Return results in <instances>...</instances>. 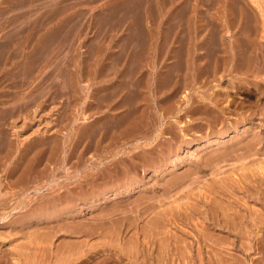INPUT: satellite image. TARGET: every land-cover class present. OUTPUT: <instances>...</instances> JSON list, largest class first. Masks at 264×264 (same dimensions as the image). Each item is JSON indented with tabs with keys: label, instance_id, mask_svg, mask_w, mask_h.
I'll return each mask as SVG.
<instances>
[{
	"label": "rangeland",
	"instance_id": "374dc122",
	"mask_svg": "<svg viewBox=\"0 0 264 264\" xmlns=\"http://www.w3.org/2000/svg\"><path fill=\"white\" fill-rule=\"evenodd\" d=\"M263 19L264 0H0V264H125L126 245L151 262L226 264L255 254L251 264H264V234L209 226L237 199L216 189L214 176L264 178ZM215 138L221 143L195 147ZM210 185L218 192L206 198ZM47 205L61 213L38 220ZM136 232L144 244L132 243ZM184 244L186 262L175 254Z\"/></svg>",
	"mask_w": 264,
	"mask_h": 264
},
{
	"label": "bare ground",
	"instance_id": "6f19581e",
	"mask_svg": "<svg viewBox=\"0 0 264 264\" xmlns=\"http://www.w3.org/2000/svg\"><path fill=\"white\" fill-rule=\"evenodd\" d=\"M3 1V0H2ZM8 2V1H7ZM258 5V4H257ZM260 6V5H259ZM259 8V7H258ZM260 8H261V6H260ZM260 10H262V8L260 9ZM144 14V13H143ZM155 14V13H154ZM261 16H263V15H261ZM11 19V18H10ZM154 19L156 20V18L154 17ZM264 20V19H263ZM154 22H156V21H154ZM263 22V26H261V29L264 31V28H262V27H264V21H261V23ZM155 24V23H154ZM260 25V24H259ZM249 26H251V25H249ZM246 27V26H245ZM245 27H243V28H245ZM252 27V26H251ZM146 28V27H145ZM157 28V27H156ZM250 28V27H249ZM254 28V27H253ZM11 29V28H10ZM14 29H17V28H14ZM19 29V28H18ZM18 29H17V31H16V33L18 32ZM242 29V28H241ZM260 29V30H261ZM140 30H141V28H140ZM250 30V29H249ZM248 30V31H249ZM259 30V29H258ZM259 30V31H260ZM8 31V30H7ZM146 31V30H145ZM262 31V32H263ZM15 31L13 30V33H14ZM54 32V31H53ZM52 32V33H53ZM244 32V31H243ZM261 32V31H260ZM22 33V32H21ZM145 33V32H144ZM148 33H150V32H148ZM251 33V32H250ZM152 34V33H151ZM252 34V33H251ZM8 35H11V34H9L8 33ZM237 35V34H236ZM264 35V34H263ZM50 36V35H49ZM143 36V35H142ZM148 36V35H147ZM244 36V35H243ZM255 36V35H254ZM10 40H11V38H10ZM146 40V39H145ZM148 40V39H147ZM157 40V39H156ZM246 40H248V39H246ZM238 41V40H237ZM11 42H12V40H11ZM249 42V41H248ZM257 42V41H256ZM143 43V42H142ZM255 43V42H254ZM14 44V43H13ZM43 44H44V42H43ZM42 44V45H43ZM45 44H46V42H45ZM137 44V43H136ZM248 44V43H247ZM12 45V44H11ZM134 45V44H133ZM138 45V44H137ZM136 45V46H137ZM145 45H146V43H145ZM260 46L262 45V44H259ZM2 46V45H1ZM0 46V47H1ZM9 46H10V44H9ZM27 46V45H26ZM25 46V47H26ZM186 46V45H185ZM251 46V45H250ZM4 47V46H3ZM162 47V46H161ZM242 47H243V45H242ZM245 47H246V45H245ZM244 47V48H245ZM30 48V47H29ZM34 48H35V46H34ZM136 48V47H135ZM146 48V47H145ZM251 48V47H250ZM44 49V48H43ZM42 49V50H43ZM262 49V48H261ZM5 50V49H4ZM20 50V49H19ZM41 50V51H42ZM185 50V49H184ZM244 50V49H243ZM263 50V49H262ZM6 51V50H5ZM39 51V50H38ZM147 51V50H146ZM146 51H144V52H146ZM264 51V50H263ZM7 52V51H6ZM154 52V51H153ZM5 53V52H4ZM38 53V52H37ZM141 53H142V51H141ZM13 54V53H12ZM11 54V55H12ZM34 54V53H33ZM40 54H42L43 55V52H41ZM261 54V53H260ZM3 55V54H2ZM17 55H18V53H17ZM17 55H15V60H17V58L19 57V56H17ZM27 55V54H26ZM32 55V54H31ZM179 55V54H178ZM253 55V54H252ZM259 55V54H258ZM257 55V56H258ZM264 55V54H263ZM5 56V55H4ZM16 56H17V58H16ZM40 56V55H39ZM256 56V55H255ZM0 57H2V56H0ZM7 57V56H6ZM6 57L4 58V59H6ZM13 57V56H12ZM141 57V56H140ZM159 57V56H158ZM245 57V56H244ZM250 57V56H249ZM14 58V57H13ZM30 58V57H29ZM31 58H33V57H31ZM153 58H154V56H153ZM2 59V58H1ZM3 59V60H4ZM43 59V58H42ZM51 59V58H50ZM133 59V58H132ZM138 59V58H137ZM146 59V58H145ZM252 59V58H251ZM260 59V58H259ZM11 60V59H10ZM14 60V59H13ZM32 60V59H31ZM38 60V59H37ZM36 60V61H37ZM41 60V59H40ZM140 60V59H139ZM245 60H246V58H245ZM261 60V59H260ZM2 61V60H1ZM0 61V62H1ZM5 61V60H4ZM7 61V60H6ZM122 61V60H121ZM133 61V60H132ZM3 62V61H2ZM8 62H10V61H8ZM18 62V61H17ZM16 62V63H17ZM35 62V61H34ZM45 62V61H44ZM47 62V61H46ZM67 62V61H66ZM10 63H12V62H10ZM9 63V65H11ZM27 63V62H26ZM37 63V62H36ZM69 63V62H68ZM259 63V62H258ZM0 64H2V63H0ZM20 64V63H19ZM30 64H34V63H30ZM39 64V63H38ZM43 64V63H42ZM47 64V63H46ZM72 64V63H71ZM131 64V63H130ZM244 64V63H243ZM251 64V63H250ZM6 65H8V63L6 64ZM13 65V64H12ZM11 65V66H12ZM68 65V64H67ZM67 65H66V67H67ZM70 65V64H69ZM133 65H136V63L135 64H133ZM158 65V64H157ZM260 65H261V63H260ZM33 66V65H32ZM7 67V66H6ZM6 67H4V68H6ZM13 67H15V65L13 66ZM18 67H19V65H18ZM21 67V66H20ZM19 67V68H20ZM35 67V66H34ZM138 67V66H137ZM250 67V66H249ZM263 67H264V64H263ZM262 67V68H263ZM3 68V67H2ZM28 68H31L30 66L28 67ZM33 68V67H32ZM31 68V69H32ZM42 68V67H41ZM260 68V67H259ZM258 68V69H259ZM26 68H24V70H25ZM30 69V70H31ZM34 69H36V68H34ZM38 69H39V67H38ZM37 69V70H38ZM245 69V68H244ZM244 69H242V70H244ZM247 69V68H246ZM245 69V70H246ZM12 70V69H11ZM27 70V69H26ZM46 70V69H45ZM55 70V69H54ZM64 70V69H63ZM129 70V69H128ZM127 70V71H128ZM253 70V69H252ZM13 71V70H12ZM33 71V70H32ZM48 71V70H47ZM46 71V72H47ZM52 71V70H51ZM127 71H126V73H127ZM134 71V70H133ZM236 71V70H235ZM261 71V70H260ZM16 72V71H15ZM27 72V71H26ZM42 72V71H41ZM129 72H131V71H129ZM225 72V71H224ZM250 72H251V70H250ZM250 72H248V73H250ZM10 73V72H9ZM12 73V72H11ZM18 73V72H17ZM16 73V74H17ZM20 73V72H19ZM23 73H25V71L23 72ZM33 73V72H32ZM51 73V72H50ZM135 73V72H134ZM256 73H258V72H256ZM5 74V73H4ZM13 74V73H12ZM30 74V73H29ZM48 74H49V72H48ZM69 74V73H68ZM6 75V74H5ZM4 75V76H5ZM11 75V74H10ZM10 75L8 76V77H10ZM128 75H129V73H128ZM226 75V74H225ZM33 76V75H32ZM31 76V77H32ZM143 76V75H142ZM20 77V75L18 76V78ZM122 77V76H121ZM124 77H125V75H124ZM254 77V76H253ZM24 78H25V76H24ZM47 78V77H46ZM132 78V77H131ZM130 78V79H131ZM215 78V77H214ZM21 79V78H20ZM126 79H128V78H125L124 79V81L126 80ZM239 79V78H238ZM15 80H17V79H15ZM26 80V79H25ZM49 80V79H48ZM122 80V79H121ZM142 80V79H141ZM203 80V79H202ZM213 80V79H212ZM214 80H216V79H214ZM3 81V80H2ZM45 81V80H44ZM56 82V80H53V82ZM127 81V80H126ZM140 81V80H139ZM243 81V80H242ZM30 81H28V83H29ZM71 82H72V80H71ZM120 82H122V81H120ZM136 82V81H135ZM138 82V81H137ZM136 82V83H137ZM15 83V82H14ZM18 83V82H17ZM38 83V82H37ZM125 83V82H124ZM127 83V82H126ZM251 83V82H250ZM34 84V83H33ZM43 84H44V82H43ZM49 84V83H48ZM47 84V85H48ZM53 84V83H52ZM51 84V85H52ZM55 84H57V83H55ZM163 84H164V82H163ZM30 85V84H29ZM119 85V84H118ZM124 85V84H123ZM137 85V84H136ZM262 85V84H261ZM13 86V85H12ZM31 86H32V84H31ZM35 86V85H34ZM38 86V85H37ZM46 86V85H45ZM49 86H50V84H49ZM54 86V85H53ZM62 86V85H61ZM135 86V85H134ZM142 86V85H141ZM163 86V85H162ZM40 87V86H39ZM43 87V86H42ZM137 87V86H136ZM34 88V87H33ZM47 88V87H46ZM62 88V87H61ZM111 88V87H110ZM109 88V89H110ZM121 88V87H120ZM28 89V88H27ZM30 89V88H29ZM36 89V88H35ZM155 89V88H154ZM153 89V90H154ZM37 90V89H36ZM42 90H44V89H42ZM100 90H101V88H100ZM108 90V89H107ZM130 90V89H129ZM218 90V89H217ZM21 91V90H20ZM20 91H19V94H20ZM37 91H39V90H37ZM37 91H35V92H37ZM116 91V90H115ZM134 91V90H133ZM160 91V90H159ZM256 91V90H255ZM22 92V91H21ZM27 92V91H26ZM32 92V91H31ZM39 92H41V91H39ZM44 92V91H43ZM56 92V91H55ZM66 92V91H65ZM138 92V91H137ZM214 92V91H213ZM4 93V92H3ZM34 93V92H33ZM62 93V92H61ZM110 93V92H109ZM128 93V92H127ZM135 93V92H134ZM133 93V94H134ZM144 93V92H143ZM18 94V95H19ZM31 94V93H30ZM36 94V93H35ZM40 93H38V95H39ZM76 94V93H75ZM133 94H131V95H133ZM154 94V93H153ZM216 95L218 94V92H216L215 93ZM251 94V93H250ZM10 95V94H9ZM20 95H22V94H20ZM24 95V94H23ZM22 95V96H23ZM26 95V94H25ZM33 95V94H32ZM43 95V94H42ZM139 95V94H138ZM219 95V94H218ZM221 95V94H220ZM8 96V95H7ZM27 96H29V95H27ZM35 96V95H34ZM41 96V95H40ZM54 96V95H53ZM57 96V95H56ZM55 96V97H56ZM61 96V95H60ZM156 96V95H155ZM186 96V95H185ZM208 96V95H207ZM222 96V95H221ZM9 97V96H8ZM32 97V96H31ZM43 97V96H42ZM192 97V96H191ZM219 96H217V98H218ZM231 97V96H230ZM35 98V97H34ZM40 98V97H39ZM100 98V97H99ZM130 98V97H129ZM135 98H138V96H136ZM141 98V97H140ZM150 98V97H149ZM193 98V97H192ZM200 98V97H199ZM232 98V97H231ZM127 99V98H126ZM215 99V98H214ZM110 100V99H109ZM123 100V99H122ZM225 100V99H224ZM2 101H3V99H2ZM24 101V100H23ZM87 101V100H86ZM133 101V100H132ZM148 101V100H147ZM222 101V100H221ZM159 102V101H158ZM204 102H206V101H204ZM21 103V102H20ZM23 103V102H22ZM28 103V102H27ZM121 103V102H120ZM129 103V102H128ZM133 103H134V101H133ZM191 103H194L193 102V99H192V102ZM196 103V102H195ZM18 104V103H17ZM25 105H26V103H24ZM171 104V103H170ZM216 104V103H215ZM20 105V104H19ZM29 105V104H28ZM120 105V104H119ZM172 105V104H171ZM220 105V104H219ZM99 106H100V104H99ZM142 106V105H141ZM166 106V105H165ZM15 107V106H14ZM77 107V106H76ZM79 107V106H78ZM194 107V106H193ZM196 107V106H195ZM197 107H198V105H197ZM201 107V106H200ZM17 108V107H16ZM82 108V107H81ZM117 108V107H116ZM130 108V107H129ZM191 108V107H190ZM199 108V107H198ZM220 108H221V106H220ZM78 109V108H77ZM111 109V108H110ZM133 109V108H132ZM137 109V108H136ZM192 109H194V108H192ZM196 109V108H195ZM212 110H215L213 107L211 108ZM203 110V109H202ZM201 110V111H202ZM208 110V109H207ZM76 111H78V110H76ZM82 111V110H81ZM169 111V110H168ZM187 111V110H186ZM189 111V110H188ZM194 111V110H193ZM215 111H217V109L215 110ZM229 111V110H228ZM134 112V111H133ZM170 112V111H169ZM173 112V111H172ZM184 112V111H183ZM191 112H192V110H191ZM195 112V111H194ZM193 112V114H196V113H194ZM214 112V111H213ZM248 112V111H247ZM89 113V112H88ZM199 113H200V110H199ZM201 113H205V112H201ZM71 114V113H70ZM76 114V113H75ZM127 114V113H126ZM132 114V113H131ZM77 115V114H76ZM213 115H215V114H213ZM84 116V115H83ZM186 116V115H185ZM195 116V115H194ZM223 115H221V117H222ZM135 117V116H134ZM133 116H132V118H134ZM152 117V116H151ZM150 117V118H151ZM161 117V116H160ZM188 117H189V115H188ZM211 117H213L212 115H211ZM221 117H220V119H221ZM84 118V117H83ZM154 118V117H153ZM191 118H192V116H191ZM190 118V119H191ZM214 118H215V116H214ZM136 119V118H135ZM217 119V118H216ZM74 120H75V118H74ZM137 120V119H136ZM157 120V119H156ZM214 120V119H213ZM130 121V120H129ZM234 121V120H233ZM131 122V121H130ZM141 122V121H140ZM150 122V121H149ZM148 122V123H149ZM143 123V122H142ZM145 123V122H144ZM219 123V122H218ZM222 123V122H221ZM139 124V123H138ZM181 124H182V122H181ZM232 124V123H231ZM149 125H150V123H149ZM139 127V126H138ZM137 127V128H138ZM151 127H152V125H151ZM233 128H232V130L228 133V135L230 136V139H232V144H234V142L235 143H237L236 142V137H237V135L238 134H235V132H236V129H237V126H232ZM76 128V127H75ZM74 128V129H75ZM150 128V127H149ZM190 128V127H189ZM73 129V128H72ZM142 129V128H141ZM185 129V128H184ZM218 129H219V127H218ZM135 131H136V129H135ZM165 131V130H164ZM189 131V130H188ZM145 133V132H144ZM149 133V132H148ZM199 133V132H198ZM141 134V133H140ZM143 134V133H142ZM173 134V133H172ZM136 135V134H135ZM176 135V134H175ZM72 136V135H71ZM107 136V135H106ZM134 136V135H133ZM73 137H74V135H73ZM85 137V136H84ZM139 137V136H138ZM135 138H136V136H135ZM177 138V137H176ZM199 138V137H198ZM94 141V140H93ZM105 141V140H104ZM186 141V140H185ZM238 141H239V139H238ZM187 142V144H189V141H186ZM212 142V144H220L221 143V140H218L217 138H215V139H213V140H211V141H208V140H202V141H197V142H195L194 144H195V147L196 148H201V147H203V146H206V144L207 143H211ZM193 143V142H192ZM222 145V144H221ZM2 146V145H1ZM90 146V145H89ZM220 147V146H219ZM0 148H2V147H0ZM5 148V147H4ZM69 148V147H68ZM12 149V148H11ZM245 150V149H244ZM244 150H243V152H244ZM259 150V149H258ZM1 151V150H0ZM235 152V151H234ZM241 153V151H238V153ZM255 152H257V151H255ZM252 153V152H251ZM258 153V152H257ZM62 154V153H61ZM243 154V153H242ZM229 155V154H228ZM245 155V154H244ZM251 155V154H250ZM27 156V155H26ZM142 156V155H141ZM249 156V155H248ZM135 157V156H134ZM244 157V156H243ZM245 157H247V156H245ZM54 158V157H53ZM121 158V157H120ZM119 158V159H120ZM141 158V157H140ZM226 158V157H225ZM224 158V159H225ZM235 158H236V156H235ZM253 158V157H252ZM223 159V158H222ZM256 159V158H255ZM254 158H253V161L255 160ZM113 160V159H112ZM158 160V159H157ZM243 160V159H242ZM248 160H250V159H248ZM122 161V160H121ZM156 161V160H155ZM251 161V160H250ZM125 162V161H124ZM123 162V163H124ZM217 162V161H216ZM260 162V161H259ZM31 163V162H30ZM218 163V162H217ZM245 163V162H244ZM250 163V162H249ZM110 164V163H109ZM256 164V163H255ZM147 165V164H146ZM246 165V164H245ZM254 165V164H253ZM256 165H258V164H256ZM259 165H261V164H259ZM114 166V165H113ZM249 166V165H248ZM52 167V166H51ZM107 167V166H106ZM152 167V166H151ZM242 167H244V166H242ZM250 167V166H249ZM261 167V166H260ZM55 168V167H54ZM105 168V167H104ZM108 168V167H107ZM160 168V167H159ZM234 168V167H233ZM232 168V169H233ZM237 168V167H236ZM103 169V168H102ZM101 169V170H102ZM116 169H117V167H116ZM155 169V168H154ZM244 169H246V167H244ZM258 169H259V167H258ZM18 170V169H17ZM228 170V169H227ZM241 170V169H240ZM251 170V169H250ZM253 170V169H252ZM262 170V169H261ZM7 171V170H6ZM9 171V170H8ZM116 171V170H115ZM114 171V172H115ZM165 171V170H164ZM212 171V170H211ZM230 171H231V169H230ZM239 171V170H238ZM5 172V171H4ZM104 172V171H103ZM111 172H112V170H111ZM125 172V171H124ZM128 172V171H127ZM184 172V171H183ZM195 172V171H194ZM214 172H215V170H214ZM214 172H212V174L214 173ZM217 172H219V171H217ZM223 172H225V171H223ZM222 172V173H223ZM257 172V171H256ZM255 172V173H256ZM261 172H263V170L262 171H260V173ZM15 173V172H14ZM32 173V172H31ZM91 173H93V172H91ZM98 173H101V172H98ZM105 173V172H104ZM117 173V172H116ZM191 173V172H190ZM21 174H23V172L21 173ZM87 174H89V173H87ZM86 174V175H87ZM96 174H97V171H96ZM103 174V173H102ZM225 174V173H224ZM12 175V174H11ZM46 175V174H45ZM44 175V176H45ZM90 175V174H89ZM98 175V174H97ZM105 175V174H104ZM194 175V174H193ZM195 175H197V174H195ZM202 175V174H201ZM222 175V174H221ZM240 175V174H239ZM17 176V175H16ZM15 176V177H16ZM31 176H33V175H31ZM48 176V175H47ZM121 176V175H120ZM187 176V175H186ZM198 176V175H197ZM196 176V177H197ZM253 176V175H252ZM35 177V176H34ZM39 177V176H38ZM101 177V176H100ZM240 177V176H239ZM255 177H256V175H255ZM11 178V177H10ZM17 178V177H16ZM33 178V177H32ZM97 178V177H96ZM102 178V177H101ZM133 178V177H132ZM184 178V177H183ZM214 178H215V180L213 181V182H216L215 184V188L216 189H220V190H222V193L223 194H225L226 196H228V197H232V196H235L237 199H234L231 203H227V206L225 207V206H222V209L220 208V210H219V213H220V215H218L217 217H210L209 219L211 220V222H210V224H209V226H212V227H220L219 228V230L220 231H222V232H241V236H242V238L243 237H247V234L249 233V234H251L250 232H252L253 234H254V236H255V239H257V238H260L259 236H263V234H264V188H263V186H264V178L263 177H260V178H257V180H255V179H252V177L251 176H247L246 178L247 179H249L250 180V183H243V180H242V177L241 178H234V177H232V176H224L223 177V179H222V181L221 182H218L217 180H216V176H214ZM220 178V177H219ZM83 179V178H82ZM91 179V178H90ZM100 179V178H99ZM107 179V178H106ZM109 179V178H108ZM23 180H25V179H23ZM92 180H94V179H92ZM91 180V181H92ZM96 180V179H95ZM110 180V179H109ZM131 180V179H130ZM19 181V180H18ZM21 181V180H20ZM128 181V180H127ZM199 181H201V180H199ZM31 182H33V181H31ZM92 182H94V181H92ZM98 182V181H97ZM105 182H106V180H105ZM108 182H110V181H108ZM134 181H131V183H133ZM177 182V181H176ZM180 182V181H179ZM195 182V181H194ZM203 183H204V181H202ZM10 183V182H9ZM55 183V182H54ZM178 183V182H177ZM181 183V182H180ZM185 183V182H184ZM187 183V182H186ZM191 183V182H190ZM252 183V184H251ZM255 183H256V185H255ZM35 184V183H34ZM34 184H32V185H34ZM83 184V183H82ZM98 184V183H97ZM127 184V183H126ZM173 184H175V182L173 183ZM195 184V183H194ZM2 185V184H1ZM31 185V186H32ZM96 185V184H95ZM172 185V184H171ZM177 185V187L179 186V184H176ZM193 185V184H192ZM201 185V184H200ZM199 185V186H200ZM68 186V185H67ZM138 186V185H137ZM172 186H174V185H172ZM183 186V184H181V187ZM2 187V186H1ZM7 187H8V185H7ZM104 187V186H103ZM102 187V188H103ZM187 187V186H186ZM83 188H84V186H83ZM212 188L214 189V187L212 186V185H210V187L209 188H205V190L208 192V194L206 195V198H209L210 197V195H209V193L211 194L212 192H218V191H215V190H212ZM31 189V188H30ZM72 189V188H71ZM133 189V188H132ZM186 189V188H185ZM195 189H197V188H195ZM76 190V189H75ZM187 190V189H186ZM185 190V191H186ZM200 190V189H199ZM202 190H204V189H202ZM18 191V190H17ZM20 191H22V190H20ZM24 191V190H23ZM73 192V191H72ZM86 192V191H85ZM122 192H124V191H122ZM191 192V191H190ZM241 193V194H243L241 197H240V195H239V197L237 196L238 194L237 193ZM19 193V192H18ZM64 193V192H63ZM152 193V192H151ZM183 193V192H182ZM186 193V192H185ZM192 193V192H191ZM16 194V193H15ZM179 194V193H178ZM200 194H201V192H200ZM218 194H220V193H218ZM237 194V195H236ZM63 195V194H62ZM66 195V194H65ZM185 195V194H184ZM198 195V194H197ZM61 196V194H59V197ZM167 196V195H166ZM176 196V195H175ZM191 196V195H190ZM62 197V196H61ZM82 197V196H81ZM109 197V196H108ZM197 197V196H196ZM200 197H201V195H200ZM220 197V196H219ZM234 197V198H235ZM107 198V197H106ZM113 198V197H112ZM153 198V197H152ZM179 198V197H178ZM203 198V197H202ZM217 198V197H216ZM247 198H250V199H252V200H257V199H259V203H260V205H261V209H259V208H256V207H254V205L253 204H251V205H248L249 204V202L247 201L248 199ZM156 199V198H155ZM220 199V198H219ZM32 200V199H31ZM85 200V199H84ZM143 200V199H142ZM167 200H169V199H167ZM171 200V199H170ZM176 200V199H175ZM203 200V199H202ZM223 200V199H222ZM38 201V200H37ZM93 201V200H92ZM146 201V200H145ZM155 201V200H154ZM177 201V200H176ZM188 201V200H187ZM215 201V200H214ZM218 201V200H217ZM227 201V200H226ZM136 202V201H135ZM201 202V201H200ZM37 203V202H36ZM134 203V202H133ZM138 203V202H137ZM171 203V202H170ZM177 203H179V201H177ZM185 203H188V202H185ZM126 204V203H125ZM169 204V203H168ZM175 204V203H174ZM181 204V203H180ZM206 204V203H205ZM207 204H208V201H207ZM217 204V203H216ZM26 205V204H25ZM90 205V204H89ZM95 205V204H94ZM137 205V204H136ZM150 205V204H149ZM178 205V204H177ZM202 205V204H201ZM253 205V206H252ZM114 206V205H113ZM123 206V205H122ZM121 206V207H122ZM134 206V205H133ZM138 206H139V203H138ZM173 206V205H172ZM187 206V205H186ZM199 206V205H198ZM203 206V205H202ZM89 207V206H88ZM91 207V206H90ZM115 207V206H114ZM127 207V206H126ZM148 207H150V206H148L147 205V210H148ZM181 207V206H180ZM205 207V206H204ZM218 207V206H217ZM137 208V207H136ZM146 208V207H145ZM176 208H178V206L176 207ZM201 208V207H200ZM40 209H42L38 214L36 213L35 214V216L38 218V220H43V222H44V220H46V217H50V218H53V216H56V215H58V214H60L61 212L59 211V210H57V209H55V207H54V205H47L46 207H43V208H40ZM119 209V208H118ZM117 209V210H118ZM127 209V208H126ZM134 209V208H133ZM149 209H151V207L149 208ZM165 209V208H164ZM190 209H191V207H190ZM209 209H211V207L209 208ZM73 210V209H72ZM105 210H107V209H105ZM115 210V209H114ZM140 210V209H139ZM144 210V209H143ZM179 210H181V208L179 209ZM194 211H195V209H193ZM202 210V209H201ZM102 211H104V210H102ZM141 211V210H140ZM171 211V210H170ZM169 211V212H170ZM185 211H186V209H185ZM184 211V212H185ZM194 211H193V213H194ZM199 211V210H198ZM160 213H164V214H166L165 213V210H164V212H163V209L161 210V211H159ZM203 212V211H202ZM93 213H95V212H93ZM97 213V212H96ZM109 213V212H108ZM171 214H173V211L172 212H170ZM192 213V212H191ZM199 213V212H198ZM22 214V213H21ZM103 214V213H102ZM112 214V213H111ZM143 214H145V213H143ZM167 214H169V213H167ZM189 213H187V215H188ZM204 214V213H203ZM202 214V216H205V215H203ZM160 215V214H159ZM180 215V214H179ZM178 215V216H179ZM183 215H185V214H183ZM190 215V214H189ZM74 216V215H73ZM119 216V215H118ZM131 216V215H130ZM174 216H175V214H174ZM181 216V215H180ZM186 216V215H185ZM184 216V217H185ZM95 217H96V215H95ZM107 217V216H106ZM111 217V216H110ZM113 217H115V216H113ZM139 217V216H138ZM176 217V216H175ZM31 218V217H30ZM45 218V219H44ZM69 218V217H68ZM125 218V217H124ZM136 218V217H135ZM147 218H148V215H147ZM182 218V217H181ZM206 218V217H205ZM148 219H150V218H148ZM172 219H173V217H172ZM171 219V220H172ZM176 219H178V218H176ZM189 219V218H188ZM187 219V220H188ZM203 219V218H202ZM50 220H52V219H50ZM132 220V219H131ZM137 220V219H136ZM139 220V219H138ZM158 219H154V221L153 220H151V222H152V224H153V222H155V221H157ZM163 220V219H162ZM170 219H168V221H169ZM182 220V219H181ZM47 221V220H46ZM56 221V220H55ZM175 221V220H174ZM177 221V220H176ZM192 221V220H191ZM104 222H105V220H104ZM114 222V221H113ZM130 222V221H129ZM147 222V221H146ZM95 223V222H94ZM108 223V222H107ZM115 223V222H114ZM101 224V223H100ZM132 224V223H131ZM130 224V225H131ZM162 224V223H161ZM181 224V223H180ZM99 225V224H98ZM138 225V224H137ZM196 225H198V224H196ZM207 225V224H206ZM61 226V225H60ZM64 227V226H63ZM114 227V226H113ZM154 227V226H153ZM168 227V226H167ZM180 227V226H179ZM183 227V226H182ZM206 227H208V225L206 226ZM116 228V227H115ZM142 228V227H141ZM134 230H136V229H134ZM141 230V229H140ZM146 230V229H145ZM153 231H155V230H153ZM190 231V230H189ZM65 232V231H64ZM67 232V231H66ZM112 232V231H111ZM82 233V232H81ZM102 233V232H101ZM137 233V232H136ZM188 233V232H187ZM28 234V233H27ZM38 234V233H37ZM40 234V233H39ZM158 234V233H157ZM164 234V233H163ZM170 234V233H169ZM24 235V234H23ZM36 235V234H35ZM44 235V234H43ZM50 235V234H49ZM103 235V234H102ZM109 235H110V233H109ZM114 235V234H113ZM147 235V234H146ZM189 235V234H188ZM198 235V234H197ZM219 235V234H218ZM217 235V236H218ZM37 236V235H36ZM45 236H47V234L45 235ZM54 236V235H53ZM116 236V235H115ZM127 236V235H126ZM180 236V235H179ZM178 236V237H179ZM84 237H85V235H84ZM111 237V236H110ZM144 237H145V235H144ZM143 236H142V238H144ZM147 237V236H146ZM164 237V236H163ZM220 237V236H219ZM232 237V236H231ZM234 237V236H233ZM101 238V237H100ZM141 237H139V235H138V233H137V235L136 236H134V237H132V243H137L138 241H140V243H141V241H142V243L144 244V242H145V240H142V238L140 239ZM185 238V237H184ZM201 238V237H200ZM227 238V237H226ZM238 238H239V236H238ZM2 239V238H1ZM33 239V238H32ZM145 239V238H144ZM147 239V238H146ZM179 239V238H178ZM186 239V238H185ZM197 239V238H196ZM233 239V238H232ZM247 239H248V237H247ZM251 239V238H250ZM254 239V238H253ZM261 239H263V237L261 238ZM67 240V239H66ZM70 240V239H69ZM86 240H88V239H86ZM106 240V239H105ZM115 240H117V238L115 239ZM148 240V239H147ZM156 240H158V239H156ZM210 240L212 241L213 239H211L210 238ZM217 240V239H216ZM220 240H222V244L223 243H227L226 241L228 240V239H220ZM243 240V239H242ZM241 240V241H242ZM32 241V240H31ZM109 241V240H108ZM119 241V240H118ZM144 241V242H143ZM182 241V240H181ZM184 241V240H183ZM218 241V240H217ZM248 241V240H247ZM262 242H263V240H261ZM116 242V241H115ZM147 242V241H146ZM148 242H149V240H148ZM178 240H177V244H178ZM205 242V241H204ZM257 242H258V240H257ZM62 243V242H61ZM70 243V242H69ZM72 243V242H71ZM79 243H81V242H79ZM131 243V242H130ZM131 243V244H132ZM136 243H135V245H136ZM139 243V242H138ZM184 243V242H183ZM190 243V242H189ZM188 243V244H189ZM210 243V242H209ZM236 243V242H235ZM235 243H232V244H235ZM254 243V242H253ZM256 243V242H255ZM254 243V245H256ZM21 244V243H20ZM26 244H28V243H26ZM68 244V243H67ZM113 244V243H112ZM117 244V243H116ZM145 244H147V243H145ZM149 244V243H148ZM194 244V243H193ZM199 244V243H198ZM213 244V243H212ZM240 244V243H239ZM34 245V244H33ZM80 245V244H79ZM85 245H86V243H85ZM124 245V244H123ZM158 245V244H157ZM159 245H161V244H159ZM183 245V244H182ZM192 245V244H191ZM242 245H243V247H244V250L246 251H248L250 248H252V244L251 243H247L246 241L245 242H243L242 241ZM259 245H261V244H259ZM30 246V245H29ZM58 246H60V244L58 245ZM67 246V245H66ZM74 246H76V245H74ZM73 246V247H74ZM98 246V245H97ZM119 246V245H118ZM127 247L126 248H124V249H119V251L120 252H122L121 254H120V256H119V258L121 259V260H123L124 258H126V261L127 262H125V264H155L154 263V260H156L157 261V263L156 264H168V262H163L164 260L163 259H159V258H161V257H159L158 255H160V253L158 254V255H156L157 256V258L158 259H156V258H154L153 257V255H152V261L153 262H151L150 261V259L148 258V256H149V254L144 250V252L142 251V253L140 252L142 249H140V251H138L137 250V248H136V246H130V245H126ZM147 246V245H146ZM187 246L188 245H185L184 244V246H180V245H177L176 247V250H177V252L175 253V254H177L176 256H178V258H181L182 260H184V262H186V259H187V255H188V253H190L189 252V250H188V248H187ZM199 246V245H198ZM203 246V245H202ZM233 246V245H232ZM15 247V246H14ZM28 247V246H27ZM151 247V246H150ZM164 247V246H163ZM168 247H169V245H168ZM235 247V246H234ZM237 247H239V246H237ZM47 248V247H46ZM53 248H55V247H53ZM57 248V247H56ZM122 248V247H121ZM148 248V247H147ZM162 248V247H161ZM187 248V249H186ZM256 248V247H255ZM14 250H15V248H13ZM24 249V248H23ZM31 249V248H30ZM61 248H59V250H60ZM76 249V248H75ZM77 249H78V247H77ZM164 249V248H163ZM167 249V248H166ZM174 249V248H173ZM190 249V248H189ZM217 249V248H216ZM222 249V248H221ZM224 249V248H223ZM239 249V248H238ZM33 250V249H32ZM58 250V251H59ZM65 250V249H64ZM67 250V249H66ZM65 250V251H66ZM81 250H83V249H80V251ZM165 250V249H164ZM198 250H200V248L198 247ZM236 250V249H235ZM242 250V249H241ZM17 251V250H16ZM15 251V252H16ZM24 251H25V249H24ZM28 251V250H27ZM26 251V252H27ZM34 251H35V249H34ZM38 251V250H37ZM42 251V250H41ZM64 251V252H65ZM69 251V250H68ZM158 251V250H157ZM228 251V250H227ZM227 251H225V252H227ZM234 251V250H233ZM262 251V250H261ZM264 251V250H263ZM21 252H22V250H21ZM53 252V251H52ZM63 252V251H62ZM71 252V251H70ZM75 252V251H74ZM91 252V251H90ZM167 251H165V253H166ZM170 252V251H169ZM259 252V251H258ZM258 252H256V253H258ZM30 253H31V251H30ZM34 253V252H33ZM60 253V252H59ZM67 253V252H66ZM81 253H82V251H81ZM84 253V252H83ZM82 253V254H83ZM86 253V252H85ZM140 253L142 254L141 256H140ZM231 253V252H230ZM230 253H228L227 255H229ZM248 253V252H247ZM246 253V254H247ZM251 253V252H250ZM255 253V252H254ZM260 253V252H259ZM6 254V253H5ZM18 254H19V251H18ZM39 254V253H38ZM73 254V253H72ZM71 254V255H72ZM87 254V253H86ZM116 254H117V252H116ZM150 254H152V252L150 253ZM234 254V253H233ZM232 253L230 254V255H233ZM245 254V255H246ZM261 254V253H260ZM263 254V253H262ZM15 255V254H14ZM22 255V254H21ZM24 255V254H23ZM31 255V254H30ZM45 255V254H44ZM84 255V254H83ZM105 255V254H104ZM107 255V254H106ZM162 255V254H161ZM166 255V254H165ZM168 255V254H167ZM221 255H223L222 253H221ZM254 256H252V257H250L249 259L247 258L246 259V256H243V257H241V256H237V254L236 255H233V260L230 262V260L228 261V262H226V264H251V261L250 260H253V258L255 257V254H253ZM256 255H258V254H256ZM35 256H37V255H35ZM39 256V255H38ZM61 256V255H60ZM91 256H93V255H91ZM202 256V255H201ZM261 256V255H260ZM43 257V256H42ZM62 257H63V254H62ZM80 257V256H79ZM96 257V256H95ZM166 257V256H165ZM171 257V256H170ZM204 257V256H203ZM230 257V258H231ZM45 258V257H44ZM65 258H67V257H65ZM69 259H70V257H68ZM84 258V257H83ZM92 258V257H91ZM99 258V257H98ZM101 258V257H100ZM115 258V257H114ZM118 258V259H119ZM168 258V257H167ZM219 258V257H218ZM217 258V260H214L213 262L215 263V264H224L223 263V261H221L220 262V260ZM28 259H31V258H28ZM46 259H48V258H46ZM60 259H62V258H60ZM64 259V258H63ZM68 259V260H69ZM77 259V258H76ZM78 259H80V258H78ZM205 259V258H204ZM221 259V258H220ZM224 259V261H225V258H223ZM5 260V259H4ZM166 260V259H165ZM172 260V259H171ZM188 260V259H187ZM222 260V259H221ZM23 261V260H22ZM22 261H21V263H22ZM30 261V260H29ZM48 261H49V259H48ZM199 261V260H198ZM203 260H202V258L200 257V262H202ZM25 262V261H24ZM63 262H65V261H63ZM68 262V261H67ZM71 262H72V260H71ZM87 262V261H86ZM90 262V261H89ZM99 262V261H98ZM97 262V263H98ZM110 262V261H109ZM108 262V260H107V263L108 264H110ZM117 262H119V261H117ZM116 262V263H117ZM171 262V261H170ZM212 262V261H211ZM32 263V262H31ZM70 263V262H69ZM81 263V262H80ZM26 264V263H25ZM34 264V263H33ZM50 264H51V262H50ZM64 264V263H63ZM72 264V263H71ZM82 264V263H81ZM85 264V263H84ZM111 264H114V262L113 261H111ZM184 264V263H183ZM199 264V263H198Z\"/></svg>",
	"mask_w": 264,
	"mask_h": 264
}]
</instances>
